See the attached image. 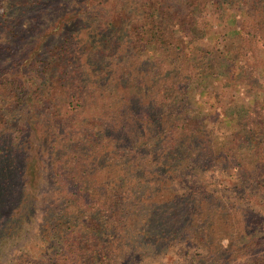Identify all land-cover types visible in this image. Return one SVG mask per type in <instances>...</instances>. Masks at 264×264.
Wrapping results in <instances>:
<instances>
[{"label": "trees", "instance_id": "trees-1", "mask_svg": "<svg viewBox=\"0 0 264 264\" xmlns=\"http://www.w3.org/2000/svg\"><path fill=\"white\" fill-rule=\"evenodd\" d=\"M209 5L231 1L0 0V264L264 254L260 200H244L264 194V99L210 126L207 80L247 85L250 66L239 30L222 44L200 17ZM51 159L69 168L60 187L47 184ZM209 174L229 177L238 200Z\"/></svg>", "mask_w": 264, "mask_h": 264}, {"label": "rangeland", "instance_id": "rangeland-1", "mask_svg": "<svg viewBox=\"0 0 264 264\" xmlns=\"http://www.w3.org/2000/svg\"><path fill=\"white\" fill-rule=\"evenodd\" d=\"M230 1L231 6L228 9L227 7H222L221 9H219L218 7L211 8L210 5L207 8H202L205 11L201 12L200 17L202 19H208V27L214 30V32L219 33L221 37V40L219 41H221L222 44H228L230 40L231 42H233L235 37L231 33L232 31L239 30L240 33L245 36L248 45H245L241 59L243 63H247L250 66V71H248L250 73V80L247 85L229 83L228 81H226V77H221L219 82L212 81L211 79L207 80L206 83H208L207 85L209 86V93L203 96L202 99H200L202 102L201 110L204 114L207 115L206 117L211 119V121L209 122L210 126L214 127L215 129L223 128V117L226 114H231L230 116L234 117V113L242 112V110L250 108V103L254 104L256 101L261 102L264 99V0L259 1V7L257 9H254L251 4L254 5L255 1L258 0ZM242 9H244L243 15L240 12ZM256 12H260L261 14L259 15H261L263 19V28L261 29L260 33H257L256 30L253 29V27H255L254 19L258 16V13ZM230 13H233L232 23L227 26L225 20L227 19V17H230ZM44 15L50 16V13ZM241 21L245 22L246 24L241 26ZM205 31L206 33H208L207 30ZM180 32L182 33L181 29ZM181 33H179V35ZM202 43H205L204 40H202ZM15 55L17 56V54ZM148 55H151V53L149 52ZM15 59L18 58L15 57ZM2 60L3 59H0V61ZM17 65L18 63L15 60V63L11 66L12 69L16 70ZM39 70L40 69H38V71ZM24 71L29 70L25 69ZM237 115L242 118L240 114L237 113ZM46 151L49 154L50 150L48 148ZM57 154H59L61 157L63 156V152H59ZM46 167L47 168H44V173L45 177L48 180L47 184H50L55 188L58 187L56 183L57 181L59 182V187L62 186L64 182L66 183V181H69V168L66 166V163L63 162V164H61L59 168H56L53 165L51 159V161H47ZM59 172H61V176L56 178V173ZM227 179H229V177L224 178L219 174H209L206 175V180H204V182L209 186L210 189L223 190V186H225V189H227L229 195L231 197H236L238 200L239 190L235 186L228 185L226 182ZM224 183H226L227 186ZM180 187L185 188V186ZM250 190V196L244 197V200L254 203L255 201H257L258 196L260 204H257L258 206H256L255 204L253 207L259 209L258 212L261 218L259 230L262 235H264V194L261 196L259 192H257L256 188H250ZM51 203H53V206L55 207L59 205L60 201L57 194L54 198H52ZM227 244L228 242L226 240L222 242V245L225 248L227 247ZM257 249L258 250L256 251L258 252H255L254 256H250L249 259L238 257L237 260H233L227 264H250V260L259 257L257 255L264 256V254L261 253L263 249L262 246L257 247ZM197 251L200 250H191L190 253ZM190 257L194 258L195 256L190 255L187 258L179 260L172 259L165 264H189V262H191Z\"/></svg>", "mask_w": 264, "mask_h": 264}]
</instances>
